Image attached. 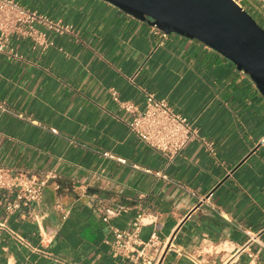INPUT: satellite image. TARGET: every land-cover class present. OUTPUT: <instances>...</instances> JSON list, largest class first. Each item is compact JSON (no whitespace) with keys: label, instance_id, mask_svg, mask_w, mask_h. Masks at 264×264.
<instances>
[{"label":"crops","instance_id":"crops-1","mask_svg":"<svg viewBox=\"0 0 264 264\" xmlns=\"http://www.w3.org/2000/svg\"><path fill=\"white\" fill-rule=\"evenodd\" d=\"M18 1L76 36L13 38L16 55L0 53V166L56 175L22 211L6 212L0 191V264H135L104 240L140 213L155 220L139 238L170 243L161 264H264V97L251 78L104 0ZM110 88L140 110L147 92L165 98L198 136L168 164L129 131Z\"/></svg>","mask_w":264,"mask_h":264},{"label":"built area","instance_id":"built-area-1","mask_svg":"<svg viewBox=\"0 0 264 264\" xmlns=\"http://www.w3.org/2000/svg\"><path fill=\"white\" fill-rule=\"evenodd\" d=\"M240 6L239 0H235ZM264 2V0H263ZM76 36V31L69 22L53 19L46 13L29 8L18 0H0V53L7 57L16 55L11 39L30 38L34 45L46 47L52 42L46 39V32ZM154 33L166 36L161 29L153 25ZM112 99L131 117L128 129L142 142L160 152L166 162L171 163L192 139L198 136L197 128L179 112H176L165 98H158L147 92L142 110L129 100H121L118 92L110 88ZM0 109L5 110L0 103ZM210 146V144H207ZM103 156L113 158L120 163L125 159L115 157L110 152ZM159 175V172L156 173ZM162 177H165L163 174ZM54 173L43 179L32 178L12 172L0 166V191L7 193L3 207L6 212L22 211L36 201L48 180L55 178ZM108 217L105 215L103 220ZM147 220V221H144ZM155 217L147 218L143 213L136 216L128 228L119 229L110 226L111 237L104 240L110 252L135 264H161L165 250L170 246L168 240H161L156 233H151L147 240L139 238V230L146 222H154ZM264 247V245H263ZM247 264H251V261Z\"/></svg>","mask_w":264,"mask_h":264},{"label":"water","instance_id":"water-1","mask_svg":"<svg viewBox=\"0 0 264 264\" xmlns=\"http://www.w3.org/2000/svg\"><path fill=\"white\" fill-rule=\"evenodd\" d=\"M161 29L196 39L245 72L264 97V29L235 0H104Z\"/></svg>","mask_w":264,"mask_h":264},{"label":"rangeland","instance_id":"rangeland-1","mask_svg":"<svg viewBox=\"0 0 264 264\" xmlns=\"http://www.w3.org/2000/svg\"><path fill=\"white\" fill-rule=\"evenodd\" d=\"M240 4L252 17H254V19H256L257 22H259L264 27V15L258 14L256 11H253L248 3V0H240Z\"/></svg>","mask_w":264,"mask_h":264},{"label":"trees","instance_id":"trees-1","mask_svg":"<svg viewBox=\"0 0 264 264\" xmlns=\"http://www.w3.org/2000/svg\"><path fill=\"white\" fill-rule=\"evenodd\" d=\"M254 18V17H253ZM255 21H256V19H255ZM257 22V21H256ZM257 24H259V26H261L263 29H264V27L259 23V22H257Z\"/></svg>","mask_w":264,"mask_h":264}]
</instances>
